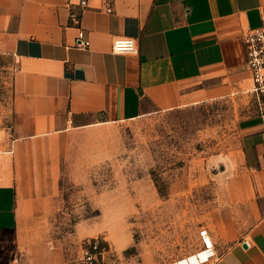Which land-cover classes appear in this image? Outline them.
<instances>
[{
    "label": "crops",
    "instance_id": "0c3cea01",
    "mask_svg": "<svg viewBox=\"0 0 264 264\" xmlns=\"http://www.w3.org/2000/svg\"><path fill=\"white\" fill-rule=\"evenodd\" d=\"M263 21L264 0H88L79 25L66 0H0V264H52L45 231L77 135L253 96L255 111L239 122L245 169L207 227L216 264H264V95L252 91L242 41ZM80 31L88 47L77 45ZM118 37L138 39V52L114 53ZM214 252L165 264H202Z\"/></svg>",
    "mask_w": 264,
    "mask_h": 264
},
{
    "label": "rangeland",
    "instance_id": "374dc122",
    "mask_svg": "<svg viewBox=\"0 0 264 264\" xmlns=\"http://www.w3.org/2000/svg\"><path fill=\"white\" fill-rule=\"evenodd\" d=\"M254 111L255 96L218 98L77 135L45 231L51 263L84 264L95 241L102 264H165L197 251L199 228L221 217L245 169L239 122Z\"/></svg>",
    "mask_w": 264,
    "mask_h": 264
},
{
    "label": "built area",
    "instance_id": "2783aa9c",
    "mask_svg": "<svg viewBox=\"0 0 264 264\" xmlns=\"http://www.w3.org/2000/svg\"><path fill=\"white\" fill-rule=\"evenodd\" d=\"M112 0H107L110 4ZM66 6L69 10V22L71 25H79L83 11L88 6V0H66ZM242 41L245 49V58L248 69L251 72L253 81V93L258 101H262L264 95V21L257 27L247 28L242 34ZM79 47L89 46V40L85 38L83 31L78 34ZM138 39L131 37H118L113 41L112 51L118 54H135L138 52ZM201 247L205 250H215V241L213 234L208 227L202 226L198 230ZM250 245L248 240H245ZM98 248L95 241L83 250L82 261L84 264H102ZM221 255L214 252L213 255L205 259L202 264H216Z\"/></svg>",
    "mask_w": 264,
    "mask_h": 264
}]
</instances>
